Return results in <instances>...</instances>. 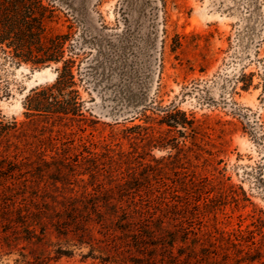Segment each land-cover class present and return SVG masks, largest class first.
<instances>
[{
	"label": "trees",
	"instance_id": "obj_1",
	"mask_svg": "<svg viewBox=\"0 0 264 264\" xmlns=\"http://www.w3.org/2000/svg\"><path fill=\"white\" fill-rule=\"evenodd\" d=\"M58 11L45 0H0V98L10 94L1 73L6 64L54 67L56 73L51 84L25 98L27 121L0 115V256L18 255L15 264H56L59 257L48 251L56 236L69 247L88 246L84 258L102 264H264L262 210L253 204L254 230H240L235 240L220 244L191 221L200 218L191 213L199 208L191 194L197 177H180L173 186L162 181L169 171L184 173L178 170L184 169L190 147L177 135L186 140L187 130L198 134L185 113L162 110L157 136L143 125L124 129L121 137L131 152L77 138L72 127L84 133L97 124L81 91L86 53L80 41L86 32L72 25L54 33ZM252 76H241L243 90L252 85ZM41 122L48 127L37 138ZM260 128L264 137V117ZM139 149H145L143 157ZM151 149L170 152L156 159ZM256 180L264 192L262 170Z\"/></svg>",
	"mask_w": 264,
	"mask_h": 264
},
{
	"label": "rangeland",
	"instance_id": "obj_2",
	"mask_svg": "<svg viewBox=\"0 0 264 264\" xmlns=\"http://www.w3.org/2000/svg\"><path fill=\"white\" fill-rule=\"evenodd\" d=\"M45 2L59 10L54 33L72 25L86 32L80 41L86 53L81 91L97 124L84 133L72 127L77 138L131 152L121 137L124 129L143 125L157 136L162 110L176 108L195 121L198 134L187 130L186 140L177 135L190 147L181 163L184 169L178 170L184 173L169 171L162 181L172 185L180 177H197L191 194L199 208L191 213L200 218L191 221L195 228L211 231L220 244L235 240L240 230H254V205L264 218V192L256 180L261 170L264 178V0ZM1 73L10 94L0 98V115L18 123L27 121L23 103L30 91L56 78L54 67L31 64H6ZM244 74L253 75L248 90L242 89ZM38 125L35 136L41 138L48 124ZM144 150L139 149L142 157ZM169 152L151 149L156 159ZM48 245L52 256L59 257L56 264H102L84 258L90 253L86 245L69 247L56 236ZM67 249L71 255L57 254ZM17 258L0 256V264H15Z\"/></svg>",
	"mask_w": 264,
	"mask_h": 264
}]
</instances>
